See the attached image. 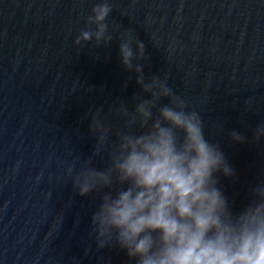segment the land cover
I'll return each mask as SVG.
<instances>
[{
  "label": "water",
  "instance_id": "95a60500",
  "mask_svg": "<svg viewBox=\"0 0 264 264\" xmlns=\"http://www.w3.org/2000/svg\"><path fill=\"white\" fill-rule=\"evenodd\" d=\"M99 2L0 0V264H134L89 238L107 189L82 197L72 185L89 157L97 170L108 165L107 146L93 156L84 114L149 98L121 63L126 32L134 51L137 39L145 46L146 80L166 75L200 112L235 169L219 186L236 210L264 179V138L253 139L264 124V0H108L111 42L76 45L82 29L95 30L86 22ZM232 130L246 141L234 143Z\"/></svg>",
  "mask_w": 264,
  "mask_h": 264
},
{
  "label": "clouds",
  "instance_id": "9594fccd",
  "mask_svg": "<svg viewBox=\"0 0 264 264\" xmlns=\"http://www.w3.org/2000/svg\"><path fill=\"white\" fill-rule=\"evenodd\" d=\"M112 7L100 0L74 43L95 41L108 45L106 23ZM126 32L121 39V63L136 73V83L149 98L134 95L130 109L114 103L105 114L97 108L89 131L95 137L93 156L107 146L108 165L100 171L92 158L72 176L80 196L104 191L90 219L89 238L96 248L116 246L134 264H264V179L250 189V199L236 210L219 186L220 176L231 178L235 169L217 143L205 135L200 112L167 85V76L146 80L143 42ZM134 61H137L134 63ZM167 99V103H162ZM110 117L123 121L115 128ZM234 143L246 137L232 130ZM264 138V124L253 139ZM91 250L89 245L85 252Z\"/></svg>",
  "mask_w": 264,
  "mask_h": 264
}]
</instances>
